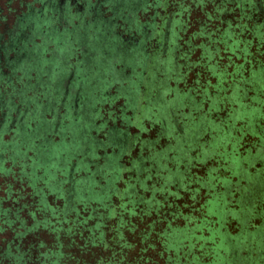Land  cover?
Segmentation results:
<instances>
[{
    "label": "trees",
    "instance_id": "1",
    "mask_svg": "<svg viewBox=\"0 0 264 264\" xmlns=\"http://www.w3.org/2000/svg\"><path fill=\"white\" fill-rule=\"evenodd\" d=\"M58 1L28 0L10 29L0 14V178L16 167L7 200L25 206L0 198V264H158L149 250L164 264H264V173L255 197L218 172L230 161L242 173L250 140L264 163V0H125L108 17L112 0ZM115 78L116 96L106 93ZM65 80L79 93L59 101ZM46 105L60 110L53 131ZM105 105L112 123L139 133L98 138ZM155 127L150 144L142 134ZM200 154L219 157L206 177L184 165Z\"/></svg>",
    "mask_w": 264,
    "mask_h": 264
},
{
    "label": "rangeland",
    "instance_id": "2",
    "mask_svg": "<svg viewBox=\"0 0 264 264\" xmlns=\"http://www.w3.org/2000/svg\"><path fill=\"white\" fill-rule=\"evenodd\" d=\"M51 1V5L53 6V5H55L56 3H53V2H59L58 0H50ZM117 1H119V2H121V6L119 7V9H114V7H113V5H115L116 4V2ZM93 2V4L92 5H96V0H93L92 1ZM110 2H112L113 4H110V7L108 6V7H105V10L107 11V13H106V16L108 17V16H110V15H112V13L113 12H115L116 11V13H119L121 10L123 11V12H125L124 11V9H123V7L125 6V3H126V1L125 0H112V1H110ZM27 4H28V0H0V14H2L3 16H7V27H9V29L14 25V23H15V21L17 20L16 18L17 17H19L20 16V18H22V16L21 15H23L22 13H25L27 10ZM74 4H77L75 1L73 2V5ZM42 4H41V2H39L38 4H36L34 7V14L32 15V17L35 19L36 18V9H41V10H44L43 9V6H41ZM123 6V7H122ZM112 7H113V9H112ZM73 8V7H72ZM39 9V10H40ZM74 9V8H73ZM112 13H111V12ZM42 16V15H41ZM106 17V18H107ZM107 20H108V18H107ZM21 20H19V21H17V26H18V24H19V22H20ZM77 23V22H76ZM119 23H121L120 21H119ZM16 25V24H15ZM66 26L67 25V23L65 22V21H62V24H61V26ZM6 26H5V24H1L0 25V28L1 29H6L7 28ZM104 28L106 27L105 25L103 26ZM119 33L121 34L120 36H119V38L120 39H125L126 38V33H124L123 31H121V30H119ZM129 37H127V39H128ZM126 39V40H127ZM133 44H131L130 46H132ZM135 45H138V43L136 42L135 43ZM64 53H66V52H64ZM10 58L12 59H14L15 58V55L14 54H12L11 56H10ZM9 72V71H8ZM7 71H6V73H8ZM103 75H102V77L104 76V73H102ZM98 76L99 75H97V77L95 78L96 79V84H98L99 82H98ZM100 78H101V76H100ZM100 80V79H99ZM117 81H119V78H115V86L114 87H112V88H110L109 89V91H106V93H110V94H112V95H117L116 94V90L118 89V91L120 90H122V86H121V84L120 83H118ZM122 83H123V85H124V87H125V83L122 81ZM66 86H67V80H65V81H63L62 82V84L61 85H59V87L57 88V89H55L56 90V93L58 94V96H59V101L60 100H62V98H64L63 100L64 101H67V99H72V97L70 96L71 95V93L72 94H74V93H79V92H77V91H75L76 89H75V87H73L72 88V92L71 93H69L70 91H67L65 88H66ZM56 88V87H55ZM92 89H94V87H93V85H92ZM102 89H104V85H102V88H101V90ZM252 94H250L249 96H248V98H247V100H250V96H251ZM18 101V100H17ZM125 101H123L122 99L117 103V106H121V107H125ZM40 105H41V103H40ZM129 106V105H128ZM205 106H207V105H205ZM20 107V106H19ZM105 107V111H103L102 113H103V117H101V118H99L98 120L99 121H104V122H107L108 123V128H106L103 132H101V133H97V137L99 138H104V139H106L107 137H106V135L108 136V135H110L112 132H116V133H118V127H120V129H122V128H124L123 129V131L125 132V133H127L126 134V136H128V134L129 135H131V136H136L138 133H139V131L138 130H136L135 129V127H130V129H128V128H126V127H121V124L120 123H112V120H110V118H109V115H108V110L110 109L109 108V105H105L104 106ZM10 109V111H11V113L9 114L10 116L12 115L14 118H17V116H18V113H16V106L15 105H12L11 107H9ZM42 111H41V113L42 114H45V113H47L48 111H52V116L51 115H48V117H53L54 116V124L53 123H51L50 125H48L49 126V128H48V126H46V128H48V130H54V127L55 128H57L56 126H55V124H59V121H58V119H59V114H60V110H58V109H54V107H51L50 105L48 106V105H46L44 108H42L41 109ZM7 111L8 110H5V112H4V114H5V117H4V119H3V121L0 123V129L1 130H3V127L5 126V125H7ZM9 111V112H10ZM109 111H111V110H109ZM119 112V111H118ZM130 113V112H129ZM255 116V115H254ZM261 117L262 116H260V118H258V119H261ZM120 124V125H119ZM148 125H150L151 126V124L150 123H148ZM152 127H153V124H152ZM150 128V127H149ZM125 130H127V132L125 131ZM155 130H157V127H155L154 128V131L153 132H144V134H142L143 135V138L144 139H149V142H151L150 144H154L152 141H150V139H152V136H153V134H154V132L156 133V131ZM56 131V130H55ZM93 134L94 135H96V132L95 131H93ZM96 137V136H95ZM96 137V138H97ZM56 140H59V138H57L56 137ZM251 142H252V140H250ZM167 142V141H166ZM251 142L249 143V145L248 146H246L245 148H244V150H246V152H245V154L248 156V152H249V148L251 147V150L250 151H252L251 152V158H250V160H248V161H246L247 162V164L243 167V172L242 173H239L238 175H235V174H233V172L235 171V165L234 164H232L230 161H227V162H222L221 164H220V168H219V163H218V159H219V157L217 156V155H213L210 159H209V157H206V155H204V154H200V156H199V160L200 161H192L191 163H189V159L188 160H186L185 161V163H184V165H194V166H196L198 169H196V168H193V171H197L198 172V174L201 176V177H206L207 176V172H209L210 171V168H216V167H218L219 168V173H222V174H227V175H231V176H233V182H240L241 183V185H242V188L244 189V192L246 193L247 191H251V193L253 192V193H255L254 194V196L255 197H258V192H260L261 190H259V188L260 187H258L257 186V184L259 183V177H263V176H260V175H258V173H264V163H260V161L258 160V157H256L254 154H255V152L257 151V147L255 146V147H253L252 146V144H251ZM165 146V143H164V141H162V145L161 146H159L160 148H162V147H164ZM90 148V147H89ZM139 150H140V148L138 147V148H136L130 155L132 156V158L133 159H135V158H137V155H138V153H139ZM243 149H242V151H244ZM108 152H110V150H108ZM260 155V154H259ZM204 156H205V163L203 162V158H204ZM254 160H256V163L254 162ZM253 163H255V167H253ZM147 164H149V161L147 162ZM14 165L12 164V165H10L9 167H13ZM260 166H262L261 167V169H256V167H260ZM9 167H8V165H7V167H6V169H5V172H4V175L2 176V178H0V198H3V199H5L6 200V202H9L10 204H11V206H12V208L15 210V212L16 213H18V212H20V210L22 209V210H25V206L23 205V203L21 202V200H24V199H22V198H18V199H15V200H13V199H11V201L8 199L7 200V191H9V190H11V188L10 187H12V186H18V185H20V182L17 180H15V179H17L18 177H19V173H17L18 171H17V169H16V167H14L13 169H9ZM192 167V166H191ZM223 167H224V169H223ZM241 172V171H240ZM256 173V179H254V174ZM16 181V182H15ZM164 182H166L164 179H160L159 180V183H161V184H163ZM254 182H257L256 184L254 183ZM256 187H258V189L256 190V191H254L255 189H256ZM239 188V187H238ZM254 189V190H253ZM222 190H227L226 192H227V194H226V196L225 197H221V201H223V202H226V200L225 199H227V201H232V199H231V193H230V191H232V192H234V190H233V188H232V190H228V189H222ZM9 194V193H8ZM150 192L148 193V197L150 196ZM10 196H11V193H10ZM250 196H251V194L250 193H248V194H246L245 196H243V195H241L240 197L241 198H245L246 199V201L247 202H249V203H251V202H253V200L254 199H252V198H250ZM258 198H256V200H257ZM13 202V203H12ZM6 204V206H7V203H5ZM232 208H234V207H232ZM212 214L213 215H215V211H213L212 212ZM234 219H236V217H234ZM27 221H28V223L30 222V223H32L31 222V220H29V218H27ZM231 232H232V238H234L236 241H237V246H239V244L241 243V247H243V246H246L247 245V243H248V241L246 242V244H244L240 239H238V238H235V237H233L235 234H236V232H235V227H234V224H232V226H231ZM250 229H251V227H250ZM235 233V234H234ZM41 237L42 238H45L44 240H46L48 243H51V240H52V236L51 235H47V233L45 232L43 235H41ZM258 237V235L255 237V238H257ZM215 238H216V236H213V240H215ZM1 239H4L5 241H7V233H5V234H3V236H0V245H2V240ZM40 238H38V237H36V239H35V242L36 241H38ZM27 241H29V240H27ZM249 242H251L250 240H249ZM146 246H147V244H145ZM234 246H236V242H235V245ZM138 248H134L130 253H129V255H130V260H132V262H135V260H134V258H136V257H138V255H140L139 254V248L140 247H142V245L141 244H139L138 246H137ZM158 247H159V245H158ZM225 246L224 245H222V249L224 248ZM240 247V248H241ZM239 247H238V249H237V251L236 252H240L242 249H240ZM244 248V247H243ZM159 249H161V247H159L158 248V250ZM221 249V250H222ZM235 249H236V247H235ZM220 250V251H221ZM156 252L157 251H153V250H149L148 251V253H146L145 254V256L146 257H153V259H155L157 262H158V264H164L165 263V259H164V257H160V255L159 254H156ZM243 253L244 254H246V252H245V250L243 251ZM171 254L173 255V252H171ZM166 257H167V255H166ZM139 264H143L142 263V261L140 262L139 261Z\"/></svg>",
    "mask_w": 264,
    "mask_h": 264
},
{
    "label": "flooded vegetation",
    "instance_id": "3",
    "mask_svg": "<svg viewBox=\"0 0 264 264\" xmlns=\"http://www.w3.org/2000/svg\"><path fill=\"white\" fill-rule=\"evenodd\" d=\"M75 2H77V0H74Z\"/></svg>",
    "mask_w": 264,
    "mask_h": 264
}]
</instances>
